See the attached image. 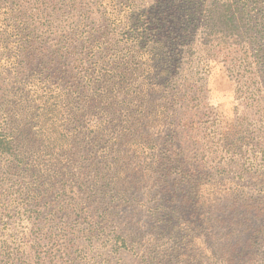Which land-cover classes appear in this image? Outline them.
Returning <instances> with one entry per match:
<instances>
[{
  "label": "rangeland",
  "instance_id": "374dc122",
  "mask_svg": "<svg viewBox=\"0 0 264 264\" xmlns=\"http://www.w3.org/2000/svg\"><path fill=\"white\" fill-rule=\"evenodd\" d=\"M0 128V264H264V0H0Z\"/></svg>",
  "mask_w": 264,
  "mask_h": 264
},
{
  "label": "trees",
  "instance_id": "16d2710c",
  "mask_svg": "<svg viewBox=\"0 0 264 264\" xmlns=\"http://www.w3.org/2000/svg\"><path fill=\"white\" fill-rule=\"evenodd\" d=\"M164 72V71H163ZM165 74H168V73H165ZM167 78V77H166ZM120 85L121 86H124L122 83H120ZM106 91V90H105ZM104 91V93L102 94V97H103V99L104 100H108L109 98H110V96H112V90H110V91H106L105 92ZM13 134H15V133H13L12 132V130H9V131H5V130H3L2 128H0V151L1 152H6V151H8V150H11V148L14 146V142H15V140H14V135ZM99 134V133H98ZM120 137L121 138H119V140H121L122 138H124L125 137V132H121L120 133ZM93 138H98V136H94ZM16 156V155H15ZM55 163H58V162H55ZM58 164H53V165H51V167H50V172H51V169L53 170L51 173H54V171H55V169H57L58 168V166H57ZM122 182H124V181H122ZM158 198H161V197H158ZM129 232H131V231H129ZM132 233V232H131ZM136 237V236H135ZM134 237V238H135ZM133 238V239H134ZM123 246H125V241H123Z\"/></svg>",
  "mask_w": 264,
  "mask_h": 264
}]
</instances>
